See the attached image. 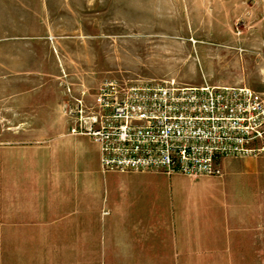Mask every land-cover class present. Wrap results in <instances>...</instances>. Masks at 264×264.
<instances>
[{
	"label": "rangeland",
	"instance_id": "rangeland-1",
	"mask_svg": "<svg viewBox=\"0 0 264 264\" xmlns=\"http://www.w3.org/2000/svg\"><path fill=\"white\" fill-rule=\"evenodd\" d=\"M108 79L247 86L264 98V0H0V144L39 154L33 168L43 169L48 144L74 169L101 170L98 144L70 133L63 104L68 84L94 106ZM253 162L223 158L221 175L207 182L249 183ZM191 179L112 175L97 190L145 209L155 198L167 206L185 192L203 195L205 178ZM257 180L264 184V172ZM42 187H33V202H43ZM29 261L72 264L67 254L43 255L41 228Z\"/></svg>",
	"mask_w": 264,
	"mask_h": 264
},
{
	"label": "crops",
	"instance_id": "crops-1",
	"mask_svg": "<svg viewBox=\"0 0 264 264\" xmlns=\"http://www.w3.org/2000/svg\"><path fill=\"white\" fill-rule=\"evenodd\" d=\"M10 146L0 144V264H30L37 228L43 229V255L67 254L72 264H264V184L257 180L264 156L243 159L256 165L249 183L207 182L211 178L201 176L203 195L185 192L167 206L155 198L144 209L101 197L99 183L112 175L191 177L77 170L48 144L43 169H37L31 160L39 154ZM42 182L43 202H33V187Z\"/></svg>",
	"mask_w": 264,
	"mask_h": 264
},
{
	"label": "built area",
	"instance_id": "built-area-1",
	"mask_svg": "<svg viewBox=\"0 0 264 264\" xmlns=\"http://www.w3.org/2000/svg\"><path fill=\"white\" fill-rule=\"evenodd\" d=\"M65 90L70 133L98 144L104 173L219 176L223 158L264 156V98L247 86L108 79L100 83L94 106L68 84Z\"/></svg>",
	"mask_w": 264,
	"mask_h": 264
}]
</instances>
